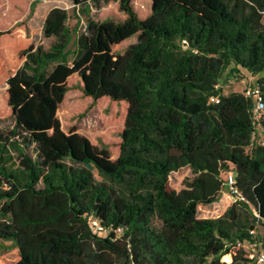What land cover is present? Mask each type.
Instances as JSON below:
<instances>
[{
  "label": "trees",
  "instance_id": "16d2710c",
  "mask_svg": "<svg viewBox=\"0 0 264 264\" xmlns=\"http://www.w3.org/2000/svg\"><path fill=\"white\" fill-rule=\"evenodd\" d=\"M72 2L118 5L89 19L74 50L67 10L48 13L46 49L16 20L27 0H0V122L12 120L0 129V264H224L228 253L249 264L237 242L261 224L264 246V146L252 100L217 86L231 66L264 74V0H149L145 14L136 0ZM74 91L124 107L115 158L64 129ZM184 168L193 178L177 190ZM230 175L245 201L200 218V206L227 203Z\"/></svg>",
  "mask_w": 264,
  "mask_h": 264
},
{
  "label": "rangeland",
  "instance_id": "374dc122",
  "mask_svg": "<svg viewBox=\"0 0 264 264\" xmlns=\"http://www.w3.org/2000/svg\"><path fill=\"white\" fill-rule=\"evenodd\" d=\"M8 1L5 0L4 4L7 5ZM34 1H37V3L32 8L31 4ZM47 2H50V4H47ZM17 4L22 5L23 3L19 2ZM148 6L149 0H136V7L141 13L145 14ZM56 7L67 10L69 15L68 26L73 36V42L69 46L70 50L75 49L77 33L87 29L89 19L102 22L110 18L114 13L116 14L118 10V5L113 2L104 3L99 8L92 5L90 11H84L80 6L76 7L72 0H27L25 9L16 20L18 23L25 24L31 41L37 47L44 46L46 49H49L53 43V39L47 38L44 34V22L48 13ZM134 42L135 40L129 41L115 50L122 53L128 45ZM232 69L233 66L224 72L217 86L222 90V94L224 95L235 92L243 93L247 87L256 84L258 79L264 76L263 73L252 74L243 68H239V72ZM7 88L6 84L0 83V103ZM124 113V107L122 108L105 101L93 103L84 98L80 92L74 91L67 95L65 102L60 108L58 117L66 132L76 129L80 134L88 137L93 144L111 149L115 158L120 139L119 135L124 127ZM11 125L12 120H2L0 122V129ZM263 139L264 136L260 132L257 133L254 138V145L260 144ZM94 173L96 178L101 180L96 170H94ZM192 178L193 175L190 169L184 168L178 173H174L170 182L173 188L181 190L184 187V181ZM228 195L231 198H228ZM225 200L227 201L225 205L219 202L213 205L200 206L198 216L200 218H217L221 216L226 208L231 206L235 201L230 190L225 191ZM253 213L256 215L255 212ZM242 216L244 219L249 218L251 220L248 213L242 211ZM257 225L263 231L262 225ZM154 226L160 228L161 223L155 220ZM5 246L0 245V252H4L10 246V243L7 242Z\"/></svg>",
  "mask_w": 264,
  "mask_h": 264
},
{
  "label": "built area",
  "instance_id": "2783aa9c",
  "mask_svg": "<svg viewBox=\"0 0 264 264\" xmlns=\"http://www.w3.org/2000/svg\"><path fill=\"white\" fill-rule=\"evenodd\" d=\"M243 94L250 98L253 103L252 116L255 126L254 138L259 132L264 136V94L261 90V87L258 85V83H256L247 87ZM210 101L212 103H219V98L212 97ZM260 145L264 146V139L261 141ZM228 186L235 200L245 201L244 197L240 195L238 188L235 186V179L233 175L229 176ZM93 224L95 232L100 234L104 233L103 228L98 223L94 222ZM119 233L121 232L119 231ZM249 234L250 238L244 241H238L237 247L244 249L249 254V264H264V246L261 238L263 232L257 225L255 228L249 231ZM221 262L224 264H232V254L228 253L223 255Z\"/></svg>",
  "mask_w": 264,
  "mask_h": 264
}]
</instances>
